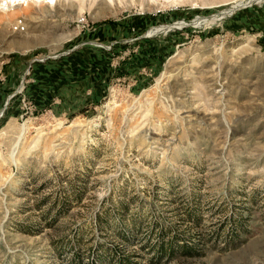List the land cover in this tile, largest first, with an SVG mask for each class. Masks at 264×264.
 I'll use <instances>...</instances> for the list:
<instances>
[{
    "label": "rangeland",
    "instance_id": "rangeland-1",
    "mask_svg": "<svg viewBox=\"0 0 264 264\" xmlns=\"http://www.w3.org/2000/svg\"><path fill=\"white\" fill-rule=\"evenodd\" d=\"M126 256L264 264V0H0V264Z\"/></svg>",
    "mask_w": 264,
    "mask_h": 264
},
{
    "label": "trees",
    "instance_id": "trees-1",
    "mask_svg": "<svg viewBox=\"0 0 264 264\" xmlns=\"http://www.w3.org/2000/svg\"><path fill=\"white\" fill-rule=\"evenodd\" d=\"M181 248L183 249L182 246H181ZM185 248H186V246H185ZM159 249H160V253H162V254H160V256H163L164 254L169 255L170 254L169 252H172L174 250L172 246L170 248L168 247V249H167V245L165 243H163L159 247ZM124 258H126V259H120V260L118 259L116 261V264H134L133 262L130 261L131 258L129 256H126ZM92 264H100V263L99 262H96V263L93 262Z\"/></svg>",
    "mask_w": 264,
    "mask_h": 264
}]
</instances>
